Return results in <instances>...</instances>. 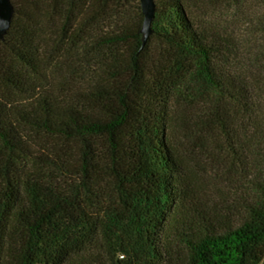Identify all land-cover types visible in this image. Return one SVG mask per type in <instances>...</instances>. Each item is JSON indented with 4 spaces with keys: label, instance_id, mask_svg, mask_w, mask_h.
I'll use <instances>...</instances> for the list:
<instances>
[{
    "label": "trees",
    "instance_id": "16d2710c",
    "mask_svg": "<svg viewBox=\"0 0 264 264\" xmlns=\"http://www.w3.org/2000/svg\"><path fill=\"white\" fill-rule=\"evenodd\" d=\"M11 2L0 41V264H67L94 237L110 249L103 264H175L179 247L187 264H264V164L255 202L216 215L183 179L171 140L173 104L189 96L207 115L200 133L219 126L223 105L244 115L237 146H260L264 162L261 104L186 0H156L146 43L141 3L129 23L126 0ZM113 20L117 30H101ZM33 145L46 153L38 170L25 165Z\"/></svg>",
    "mask_w": 264,
    "mask_h": 264
},
{
    "label": "rangeland",
    "instance_id": "374dc122",
    "mask_svg": "<svg viewBox=\"0 0 264 264\" xmlns=\"http://www.w3.org/2000/svg\"><path fill=\"white\" fill-rule=\"evenodd\" d=\"M126 4L127 22H135L140 0H126ZM186 5L198 29L212 34L227 49L228 57H223L228 60L227 66L246 78L255 102L261 104L259 111L264 113V0H186ZM118 28L114 20L101 26L107 32ZM200 106L193 98L182 95L172 107L170 135L183 165V179L193 186L204 210L220 216L228 212L238 215L245 203L255 202L253 185L264 164L262 148H253L252 143L242 145L244 150L237 146L238 138L248 136L249 131H244L248 122L242 114L233 116L225 105L219 112V126L200 133L207 116ZM39 141L44 143L45 139ZM233 141L239 150L232 148ZM43 154L46 153L33 145L25 165L40 169ZM109 251L104 240L94 237L67 264H103L109 259ZM173 260L175 264H187L186 251L175 249Z\"/></svg>",
    "mask_w": 264,
    "mask_h": 264
},
{
    "label": "water",
    "instance_id": "95a60500",
    "mask_svg": "<svg viewBox=\"0 0 264 264\" xmlns=\"http://www.w3.org/2000/svg\"><path fill=\"white\" fill-rule=\"evenodd\" d=\"M144 23L142 32L144 34V43L152 34V23L156 13V0H140ZM15 14L14 6L11 0H0V41H3L7 35Z\"/></svg>",
    "mask_w": 264,
    "mask_h": 264
}]
</instances>
